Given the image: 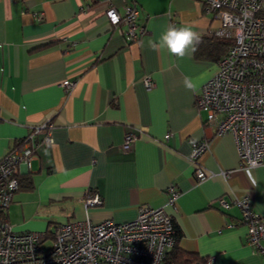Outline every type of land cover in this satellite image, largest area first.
<instances>
[{"label":"crops","instance_id":"crops-1","mask_svg":"<svg viewBox=\"0 0 264 264\" xmlns=\"http://www.w3.org/2000/svg\"><path fill=\"white\" fill-rule=\"evenodd\" d=\"M125 3L139 10L138 41L106 14L110 6L123 14ZM184 23L207 37L205 55L197 48L180 59L149 47L170 24ZM219 25L198 0H0V159L36 127L53 124L31 169L20 168V180L28 175L33 185L18 188L5 210L14 231H48L86 217L127 222L142 206L164 207L180 230L178 246L201 264H264L248 244L237 203L248 197L264 219V166H243L233 134L217 135L197 104L227 52L212 33ZM149 74L156 81L150 89ZM64 80L74 83L68 88ZM129 132L137 138L126 151ZM192 140L210 144L201 163L213 176L204 180L189 160ZM170 186L179 191L175 206L167 202ZM90 191L101 205L85 207Z\"/></svg>","mask_w":264,"mask_h":264},{"label":"built area","instance_id":"built-area-1","mask_svg":"<svg viewBox=\"0 0 264 264\" xmlns=\"http://www.w3.org/2000/svg\"><path fill=\"white\" fill-rule=\"evenodd\" d=\"M198 1L220 23L212 33L232 40L218 60L216 73L197 95L198 107L205 111L206 123L217 135L233 134L243 166H264V0ZM123 7V14L113 6L106 14L114 26L126 25L124 33L129 41H138L144 31L137 21L139 10L127 3ZM73 83L63 81L68 88ZM144 83L148 89L156 85L151 74ZM52 128L51 122L36 127L22 145L0 159V212L4 213L0 214V264H162L176 235L175 219L164 207L142 206L137 218L127 222H94L86 217L58 223L48 231H14L5 210L20 187V168L31 169L36 148L51 142ZM35 134H42L43 139L35 141ZM136 138L135 133H127L123 149L130 150ZM209 147L208 140H192L189 160L195 165L198 180L213 176L201 163ZM168 191L167 202L175 206L179 191L174 186ZM220 202L229 206L224 197ZM102 203V196L91 191L84 201L86 208ZM237 203L242 207L241 222L248 228V244L264 255V219L252 209L248 197Z\"/></svg>","mask_w":264,"mask_h":264},{"label":"clouds","instance_id":"clouds-1","mask_svg":"<svg viewBox=\"0 0 264 264\" xmlns=\"http://www.w3.org/2000/svg\"><path fill=\"white\" fill-rule=\"evenodd\" d=\"M194 28L193 23H184L180 26L170 24L158 40L149 41V47L154 51L166 50L170 55L180 59L191 56L201 43V36ZM183 84L192 91L197 88V84L191 77L185 76Z\"/></svg>","mask_w":264,"mask_h":264},{"label":"trees","instance_id":"trees-1","mask_svg":"<svg viewBox=\"0 0 264 264\" xmlns=\"http://www.w3.org/2000/svg\"><path fill=\"white\" fill-rule=\"evenodd\" d=\"M214 37L218 38L217 43L219 44V46L223 47L224 49L228 51L230 45L232 44V40L220 38L216 35ZM206 38L207 37H201V43L198 45L199 54L205 55V51L203 49L207 42ZM32 185L33 183H32L31 178L28 175H26L21 178L19 188L27 189V188H31ZM0 214H4L3 211H1ZM179 237H180V230L176 226V235H175L174 245L167 252L164 261L169 262V264H201V262H203L204 260L198 254L193 253V252H188L178 246Z\"/></svg>","mask_w":264,"mask_h":264}]
</instances>
